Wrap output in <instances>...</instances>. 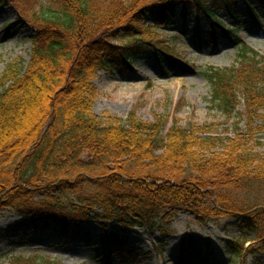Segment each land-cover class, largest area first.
<instances>
[{
	"label": "trees",
	"instance_id": "trees-1",
	"mask_svg": "<svg viewBox=\"0 0 264 264\" xmlns=\"http://www.w3.org/2000/svg\"><path fill=\"white\" fill-rule=\"evenodd\" d=\"M8 1L35 37L29 64L8 66L0 76V211L52 222L64 235L70 225L76 234L95 222L102 247L124 258L131 253L112 224L166 237L163 229L180 212L204 224L236 217L248 238L230 253L240 262L253 254L254 244L264 242V155L248 135L222 138L213 126L184 127L162 114L154 123L134 112L127 122L101 118L93 111L99 95L92 82L100 71H128L145 51L169 56L160 31L180 19H208L215 44L230 38L217 13L235 15L243 4L256 16L264 0H51L40 11ZM206 76L210 101L225 120L243 101L248 128L264 121L258 53L244 46L237 65ZM182 246L181 263L193 256L210 264L211 252L194 240ZM9 264L54 262L17 256Z\"/></svg>",
	"mask_w": 264,
	"mask_h": 264
},
{
	"label": "rangeland",
	"instance_id": "rangeland-1",
	"mask_svg": "<svg viewBox=\"0 0 264 264\" xmlns=\"http://www.w3.org/2000/svg\"><path fill=\"white\" fill-rule=\"evenodd\" d=\"M50 1L24 0L21 8L40 11ZM259 8L255 9L256 16L243 4L235 15L218 12L221 29H229L233 35L217 44L211 39L208 19H180L163 29L160 33L172 53L157 57L154 52L145 51L132 61L128 71H100L92 82L99 95L94 113L127 122L134 112L147 123H154L155 116L162 114L180 120L184 127L210 125L211 132L222 138L248 135L256 153L264 155V121L248 128L243 101L234 119L225 120L210 101L211 86L206 76L210 69H231L237 65L244 46L264 58V10ZM19 9L8 0H0V14L8 18L3 34L9 31L0 38V76L8 66L19 62L27 66L31 59L35 36ZM12 32L17 36H11ZM36 198L39 200L40 195ZM169 225L163 229L168 231L165 237L145 226L123 231L121 226L112 224L111 231L121 237L131 253L124 258L118 250L102 247L95 222L83 224L76 234L70 225L64 235L52 222H32L4 209L0 211V264H9L17 256H39L54 264H202L193 256L181 263L182 245L188 240L200 244L205 254L211 252L210 264H264V242H256L253 254L243 262L231 255L230 246L248 238L236 217L204 224L194 215L180 212Z\"/></svg>",
	"mask_w": 264,
	"mask_h": 264
},
{
	"label": "bare ground",
	"instance_id": "bare-ground-1",
	"mask_svg": "<svg viewBox=\"0 0 264 264\" xmlns=\"http://www.w3.org/2000/svg\"><path fill=\"white\" fill-rule=\"evenodd\" d=\"M7 19L8 18L6 17V15H1L0 14V38H2V36L6 37L8 35V33H9V31H6L5 34H3L4 33L3 30H4L5 26H6V20ZM11 36H15L16 37L17 35L12 32Z\"/></svg>",
	"mask_w": 264,
	"mask_h": 264
}]
</instances>
